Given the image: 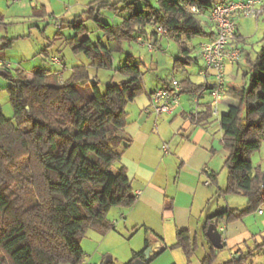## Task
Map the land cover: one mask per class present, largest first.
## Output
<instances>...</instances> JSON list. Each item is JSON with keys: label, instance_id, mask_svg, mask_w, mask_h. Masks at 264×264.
I'll return each mask as SVG.
<instances>
[{"label": "trees", "instance_id": "16d2710c", "mask_svg": "<svg viewBox=\"0 0 264 264\" xmlns=\"http://www.w3.org/2000/svg\"><path fill=\"white\" fill-rule=\"evenodd\" d=\"M138 1L87 3L82 13L93 21L106 44L93 42L86 36L88 31L80 15L65 22L72 35L57 34L73 54L82 53L91 60L90 65L109 68L113 53L123 42L141 37L155 45L158 38L155 27L160 26L178 44L176 69L188 65L192 59L187 39L214 36L198 16L208 14L216 3L229 0H158L157 7L145 1L136 9ZM193 6L199 13L191 10ZM105 10L116 16L120 12L128 15L118 23H108L102 19ZM147 26L154 29L148 32ZM235 35L237 40V32ZM11 42L7 40L2 46ZM261 44L255 59L246 58L250 68L244 72L248 88L224 89L223 94L235 103L228 105L218 120L227 173L220 192L244 196L246 206L241 210L224 209L208 217L204 234L212 219L224 217L226 222H232L264 204V167H255L251 161L252 153L259 150L264 140V34ZM239 50L241 53L242 49ZM60 67L65 70L63 64ZM0 71L10 80L6 89L13 110V120L6 119L0 110V264H81L84 252L80 242L86 231L105 233L114 229V223L108 220L109 211L129 208L136 201L126 171L119 165L118 147L122 140L118 131L127 124L128 104L145 91L141 70L133 57L127 55L116 70L126 78L109 83L103 93L96 87V77L90 78L89 68L83 64L73 66L70 77L56 83L51 82L53 74L40 67L31 72L17 69L11 75L8 66L0 65ZM57 73L60 77L63 74ZM179 82L181 92L189 94L211 91L214 85V81L211 86L196 84L189 77ZM90 89L93 93L87 95ZM208 114H215L211 102L203 112L206 118ZM22 160L26 161L27 184L36 198V203L28 208L15 191L10 172ZM217 175L211 174L209 181L215 182ZM175 237L168 248L180 249L190 262L197 247L196 239L187 230L177 231ZM206 240L208 251L200 262L213 264L216 249ZM261 246L264 236L255 248ZM147 247L145 240L143 249L133 251L124 264L142 259ZM251 254H241L239 259L232 257L223 264H242ZM106 264L114 263L111 260Z\"/></svg>", "mask_w": 264, "mask_h": 264}, {"label": "rangeland", "instance_id": "374dc122", "mask_svg": "<svg viewBox=\"0 0 264 264\" xmlns=\"http://www.w3.org/2000/svg\"><path fill=\"white\" fill-rule=\"evenodd\" d=\"M20 0L12 2L11 0H0V13H2V22L0 23V60L4 61L11 75L16 74V70L31 72L34 67H40L53 74L51 82L56 83L64 81L71 75V68L76 65H86L89 68V75L95 76L96 87L99 92L103 93L109 83H116L126 77L119 74L116 70L124 64L127 55L133 57V61L138 64L144 87L159 85L156 77L163 79L174 75L177 79L185 77L184 69L194 78L195 81H201V77L197 75V71L203 64L199 56V44L204 40L202 36H194L186 40L187 48L191 49L189 56L192 58L188 65L174 68L175 59L179 57L178 44L170 37L160 36V41L154 45L153 51L147 48V41L142 39L141 43L136 40L125 41L113 53L112 66L109 68L96 67L90 65L89 60L82 53L73 54L69 47L62 41V37H69L72 31L65 26L66 21H72L77 15L84 20L87 29L86 36L93 42L99 41L106 44V38L96 29L93 21L86 19L82 13L86 8V4L80 3V0H51L53 5V14H46L42 10H33L29 6L28 0ZM111 2L121 0H110ZM147 1L153 7H157L158 0H139L136 5L142 7ZM223 1V0H219ZM226 1V0H225ZM80 3V4H79ZM121 5V4H120ZM128 12H120L117 16L112 11H102V19L108 23H118ZM207 13L198 16L199 20L205 25ZM235 24L239 29L240 41L236 44L242 49L238 64L228 69L224 74L225 90L231 88H248V79L244 77V72H249V62L255 59L257 51H259L264 34V12L257 17L244 16L241 13L236 14ZM62 25L63 27L58 29ZM153 26H147L150 32ZM59 32V34H57ZM7 40L12 42L7 46H2ZM45 51V52H43ZM58 58L66 69L63 71L61 67L52 62V57ZM195 58V59H194ZM62 71L60 77L57 72ZM55 76V77H54ZM90 77V76H89ZM10 80L0 74V110L6 119L13 120V110L7 93V86ZM93 93L90 89L87 95ZM235 103L227 94H223L218 102V116L225 113L227 106H220L219 103ZM263 139V137H262ZM225 152L222 150L218 156V163H221L219 170L218 185L220 188L225 186L227 176L224 166ZM253 166L264 167V140L258 151H254L251 155ZM10 172L14 176L13 187L21 196L25 208L31 207L36 203V198L32 189L27 184L28 173L26 170V161L22 160L17 167L10 168ZM216 188V187H215ZM246 206V198L242 195L229 194L222 195L215 189L211 198L209 208L213 211H221L224 209H243ZM263 213L257 214L256 211L246 214L242 221L248 229V232L240 231L232 238H228L227 242H223L221 249L215 250V259L213 264H223L232 257L238 259L240 254L252 253L246 262L242 264H264V246L256 249V245L261 242L264 236V204ZM112 214L116 213V209L112 208ZM117 224L114 229L105 233L89 229L81 239V247L84 252V259L90 264H102L109 256L114 264H124L132 257V252L140 251L144 247V228H130L122 219L116 216ZM109 221L112 222L110 218ZM226 227L227 223L223 222ZM208 251V243L205 237L197 238V248L187 261L184 253L178 249H170L153 258L148 264H201L200 260Z\"/></svg>", "mask_w": 264, "mask_h": 264}, {"label": "crops", "instance_id": "0c3cea01", "mask_svg": "<svg viewBox=\"0 0 264 264\" xmlns=\"http://www.w3.org/2000/svg\"><path fill=\"white\" fill-rule=\"evenodd\" d=\"M91 1L93 0H80V3L87 5ZM28 3L33 10L54 13L51 0H28ZM205 27L214 35V27L208 19ZM236 32L238 39L231 43L233 46L237 45L241 37L237 25ZM209 39L205 36L203 41ZM159 41L158 36L156 44ZM238 61L226 65L225 73L238 64ZM203 68L202 64L197 71L201 81H195L184 69L185 77L196 84L206 83L211 86V72L202 75L200 71ZM172 77L176 78L171 75L164 80L157 76L159 85L145 87V91L128 104L127 124L118 131L122 140L118 147L121 154L119 165L126 171L136 201L129 208H115V214L110 210L108 218L115 226L117 220L113 218L120 216L128 227L144 228L143 242L145 244V240L148 241L149 261L158 253L160 255L167 251L168 246L175 242L177 231L187 230L196 239V243L197 238L208 239L203 233L204 222L218 212L209 208L210 201L216 188L220 192L225 187L218 186L222 183L219 175L215 182L209 181L211 174H219L221 163H218V156L223 150L222 133L216 119L218 109L217 113L208 114L207 118L203 115L211 102L209 89L193 94L181 92L180 104L171 113L157 116L149 108L151 92L165 86ZM230 104L233 103H219L220 106ZM163 145L167 147L166 151H163ZM224 183L226 184V179ZM216 221L228 225L222 244L235 234H240V231L248 232L242 218L226 222L223 217L219 220L212 219L211 223ZM83 262L90 264L86 259Z\"/></svg>", "mask_w": 264, "mask_h": 264}, {"label": "built area", "instance_id": "2783aa9c", "mask_svg": "<svg viewBox=\"0 0 264 264\" xmlns=\"http://www.w3.org/2000/svg\"><path fill=\"white\" fill-rule=\"evenodd\" d=\"M18 2L20 0H11ZM264 0H229L226 3L218 2L209 11L207 19L214 27V36L199 44V56L203 62L204 68L200 71L202 75L211 72L214 85L210 91L211 105L213 112L217 113V105L220 98L223 96L225 89L224 74L226 65L236 63L240 59V50L237 45H231L235 41L236 24L235 16L238 13L244 16L257 17L262 13ZM193 12L199 13V10L193 6ZM158 36L169 37V33L160 26L155 27ZM137 42L141 43L142 38L137 37ZM153 43L147 42L149 51H153ZM52 62L62 66L61 61L55 56L52 57ZM0 65L7 64L0 60ZM181 85L180 82L172 77L167 87L158 88L150 94V104L152 112L159 116L162 113H171L180 104ZM163 151L167 150L165 145L162 146ZM257 214L263 213V207L258 206ZM217 230L220 234L221 241H224L225 226L220 222H215ZM82 264H86L82 262Z\"/></svg>", "mask_w": 264, "mask_h": 264}, {"label": "water", "instance_id": "95a60500", "mask_svg": "<svg viewBox=\"0 0 264 264\" xmlns=\"http://www.w3.org/2000/svg\"><path fill=\"white\" fill-rule=\"evenodd\" d=\"M0 74H4L3 71H0ZM91 78V75H90ZM210 244L215 248V249H221L223 247V244L220 239V234L217 230L216 224L215 223H210L207 226L206 232H205ZM143 258L142 259H135L133 261V264H146L149 261V256H150V248L147 247L144 252H143ZM111 261V258L108 256L106 260L104 261V264L108 263Z\"/></svg>", "mask_w": 264, "mask_h": 264}]
</instances>
